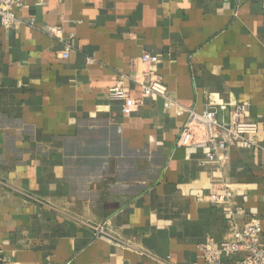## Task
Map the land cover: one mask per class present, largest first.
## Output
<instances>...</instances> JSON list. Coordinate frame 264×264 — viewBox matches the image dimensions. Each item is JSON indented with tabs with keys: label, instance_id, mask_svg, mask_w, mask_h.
Segmentation results:
<instances>
[{
	"label": "crops",
	"instance_id": "crops-1",
	"mask_svg": "<svg viewBox=\"0 0 264 264\" xmlns=\"http://www.w3.org/2000/svg\"><path fill=\"white\" fill-rule=\"evenodd\" d=\"M21 1L24 22H0V264H211L199 245L227 230L211 188L260 218L264 242V152L202 165L176 144L177 111L210 98L224 120L249 102L264 145V0ZM144 53L167 92L123 116L108 92L123 80L141 98L128 77Z\"/></svg>",
	"mask_w": 264,
	"mask_h": 264
},
{
	"label": "built area",
	"instance_id": "built-area-1",
	"mask_svg": "<svg viewBox=\"0 0 264 264\" xmlns=\"http://www.w3.org/2000/svg\"><path fill=\"white\" fill-rule=\"evenodd\" d=\"M44 0H36L37 5ZM16 5L23 6L21 0H0V22L4 27H10L24 21L17 18L14 13ZM32 24L33 20H28ZM48 34L55 38H62V29L51 25L47 29ZM69 45L60 53L61 58L69 57ZM142 63L147 65L141 75H133L130 78L139 85L141 98L134 99L130 96V89L123 80L109 89L108 95L115 100H121V113L128 116L145 97H165L167 87L160 75L152 69L160 62L156 55L144 53ZM227 109V105L207 99L203 110L195 111L194 108H181L178 114H185V120L180 129L176 144L180 147H190L203 151L202 165L222 160L224 153L230 147L252 149L257 153L264 152V145L258 141V124L250 118L249 102H241L234 105L229 112V118L224 120L218 117L219 111ZM201 200L211 204L223 205L227 215V230L220 241L206 236L199 245L203 259L211 264H223V256L242 254L234 264H264V242L261 239V220L255 214L247 213L240 206L233 192L228 188L218 190L211 188L201 196ZM106 223L95 227L103 236L114 239L110 230L104 229Z\"/></svg>",
	"mask_w": 264,
	"mask_h": 264
}]
</instances>
